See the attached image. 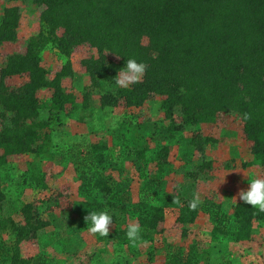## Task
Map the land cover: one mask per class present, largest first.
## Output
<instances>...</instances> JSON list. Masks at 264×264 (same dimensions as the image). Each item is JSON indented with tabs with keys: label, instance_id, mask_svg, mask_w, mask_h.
<instances>
[{
	"label": "rangeland",
	"instance_id": "rangeland-1",
	"mask_svg": "<svg viewBox=\"0 0 264 264\" xmlns=\"http://www.w3.org/2000/svg\"><path fill=\"white\" fill-rule=\"evenodd\" d=\"M13 6L19 19L15 38L0 44V68L9 56L23 54L40 29L39 9L29 1L0 0V17ZM90 56L96 57L97 51L88 44L73 47L68 57L51 44L38 53V66L48 80L70 60V73L61 85L71 99L55 115L43 149L8 156L7 166L0 170L6 194L0 215L22 221V205L33 203L49 220L37 238L19 243L17 256L30 258L29 264H172L175 256L188 252L193 264H264V218L253 217L244 240L234 241L223 231L216 237L210 233L213 226L234 228L239 191L249 186L248 177L264 178V165L254 154V142L246 136L241 116L219 111L210 121L170 131L163 96L153 95L138 107L122 98L103 104L101 92L90 88L84 67ZM28 79L26 72L4 78L9 86ZM52 95L47 86L35 91L39 103ZM197 133L212 138L203 153L191 143ZM163 144L169 145V153L160 170L154 160ZM141 151L145 157L135 163L133 158ZM201 162L210 163V168L194 178V166ZM98 175L112 187L108 198L126 204L120 217L112 212L117 223L103 237L89 232L74 209L76 201L93 195L104 201L103 194L92 190ZM196 196L200 199L196 220L180 222L183 200ZM142 202L161 206L164 219L157 229L142 227L141 240L133 245L126 238V227L136 223ZM8 238L0 234V264L11 261Z\"/></svg>",
	"mask_w": 264,
	"mask_h": 264
},
{
	"label": "trees",
	"instance_id": "trees-1",
	"mask_svg": "<svg viewBox=\"0 0 264 264\" xmlns=\"http://www.w3.org/2000/svg\"><path fill=\"white\" fill-rule=\"evenodd\" d=\"M22 1L39 9L40 29L28 40L23 54L9 56L0 68V170L7 166L8 156L42 150L55 115L71 99L61 85V79L70 73V60L51 80L38 66V53L48 44L65 57L77 45L96 49L97 56L85 58L84 67L90 88L101 92L103 104L112 105L122 98L127 105L138 107L153 95L163 96L161 105L171 121L170 131L210 121L219 111L238 113L246 136L254 142V154L264 165V0ZM18 19L16 6L5 9L0 17V44L15 38ZM143 37L145 43L141 42ZM128 58L143 62L146 71L139 83L118 87L115 76ZM24 72L29 79L22 85L5 84L6 75ZM46 86L53 89V95L39 103L35 91ZM245 112L250 119L243 118ZM174 115L182 122L177 123ZM211 141L200 133L191 139L202 153ZM168 153L169 145H161L154 160L158 169H163ZM136 156L135 163L145 157L143 151ZM209 168L210 163H198L191 175H205ZM92 190L105 199L93 195L76 201L79 220H84L89 211L118 212V218L126 210L125 203L108 198L112 187L104 177L96 176ZM5 201L0 181V211ZM190 201L183 200L178 218L182 223L196 220L198 210L189 207ZM141 207L136 223L157 229L164 219L162 207L145 202ZM21 214L22 221L0 215V234L9 236L10 264L31 262L17 256L19 243L37 238L49 224L33 203H24ZM115 217L113 223H117ZM253 217L264 218V212L239 202L233 214L234 228L213 226L210 233L216 237L223 231L234 241L247 239ZM172 261L194 263L188 252Z\"/></svg>",
	"mask_w": 264,
	"mask_h": 264
},
{
	"label": "clouds",
	"instance_id": "clouds-1",
	"mask_svg": "<svg viewBox=\"0 0 264 264\" xmlns=\"http://www.w3.org/2000/svg\"><path fill=\"white\" fill-rule=\"evenodd\" d=\"M145 71L146 66L143 62H138L135 58H128L122 67V71L115 76V84L118 87H128L137 84ZM243 118L245 120L250 119V114L245 112ZM247 182L249 185L247 189H241L238 193L240 203L264 212V178L252 176L248 177ZM199 203L200 199L196 196L190 201L189 207L195 209ZM113 214L108 210L99 212L89 211L88 215L84 218L88 231L93 234H99L102 237L109 235L110 226L113 223ZM142 231L143 229L140 224H128L125 232L127 240L135 245L141 240Z\"/></svg>",
	"mask_w": 264,
	"mask_h": 264
}]
</instances>
